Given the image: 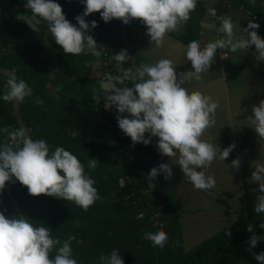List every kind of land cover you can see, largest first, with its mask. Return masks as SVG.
Masks as SVG:
<instances>
[{"label": "trees", "instance_id": "obj_1", "mask_svg": "<svg viewBox=\"0 0 264 264\" xmlns=\"http://www.w3.org/2000/svg\"><path fill=\"white\" fill-rule=\"evenodd\" d=\"M226 1L256 17L263 9V0ZM25 2L0 0V65L15 69L17 78L26 80L34 89L33 96L20 103L33 139H46L51 150L63 146L77 155L85 171L95 179L101 197L84 211L63 198L30 195L27 186L17 181L12 183V190L26 217L50 227L52 235L62 240L69 234L75 235L72 248L78 264H99V256L107 255L113 248L120 249L125 264H259L253 253L264 251V228L259 227L264 224V213L251 210L228 224L227 229L224 227L188 249L181 220L183 210L178 207V197L168 177L163 175V170H158L155 177L147 176L149 166L160 161L154 137L148 144H134L118 127L116 109L105 108L103 100L100 104L92 100L93 90H99L104 74H116L113 54L126 48L132 56L123 35L122 21L113 18L106 23L99 12L85 18L89 22L97 21V27L89 34L102 50L99 58L90 53H64L55 40L47 54L45 48L51 34L46 24L42 23L37 33L18 19L25 12L30 14L24 7ZM57 2L72 23H76L74 17L85 7L81 0ZM210 10L198 0L187 21L179 26L181 30L168 35L183 43L193 36L201 41L204 22L213 24L218 20L220 24L218 16L214 17ZM132 27L146 26L139 18L128 23L137 64H142L148 56L141 51L142 45L137 42ZM258 30L264 34V21ZM95 62L101 63L98 75L93 73ZM8 78L0 74V92L5 91ZM37 96L44 101L42 105L34 103ZM0 126L20 127L13 103L0 100ZM5 135L0 134V140ZM90 158L98 161L95 169L87 167ZM147 179L153 180L151 187ZM4 210L6 215L20 216L7 192V182L0 193V211ZM249 223L259 239L251 251L248 240L253 232L247 230ZM156 227H163L168 233L169 239L163 248L144 238L146 230Z\"/></svg>", "mask_w": 264, "mask_h": 264}, {"label": "clouds", "instance_id": "obj_2", "mask_svg": "<svg viewBox=\"0 0 264 264\" xmlns=\"http://www.w3.org/2000/svg\"><path fill=\"white\" fill-rule=\"evenodd\" d=\"M197 2L81 0L85 5L84 10L74 17L76 23H72L57 0H26L24 7L30 14L25 12L18 19L37 33L40 25L45 23L64 53H90L99 58L102 50L94 36L89 34L97 27V21L85 19L90 13L99 12L106 23L117 18L127 24L131 19L139 18L146 26L150 44L162 47L167 34L178 30L187 21L190 10L195 8ZM210 12L214 17L218 16L220 24L217 31L223 35L204 46H200L195 36L187 40L183 55L191 69L179 72L174 61L168 57L154 63L133 65V57L124 48L112 57L116 62V74L105 73L99 81V90L94 89L92 93L95 103L100 104L103 100L105 108L116 109L118 127L134 144H148L155 135L157 150L175 156V163L184 177L193 187L201 190L215 187L216 179L212 174H207L206 169L214 160L225 161L235 148V143L221 149L217 142L202 138L205 130L216 123L218 101L199 90H188L181 81L187 78L200 80L201 74L209 72L218 48L238 53L254 45L256 59L264 61V39L256 31L259 23L254 19L249 20L238 31L231 16H220L216 10ZM245 32L247 36L243 34ZM221 56L226 57V53L223 52ZM12 72L13 75L6 80L5 91L0 92V100L20 104L25 98L33 96L34 89L26 80L15 76V69ZM34 103L42 105L44 101L37 96ZM252 112L254 115L250 120L254 130L259 138L264 139V99L258 105H252ZM0 134H6L0 140V193H3L6 182L18 181L27 186L30 195L46 194L63 198L73 201L84 211L101 199L95 179L85 171V165L72 151L63 146L51 150L46 139H33L21 126H0ZM240 163L239 158H234L230 166L238 170ZM97 165V159L88 160V169H95ZM158 170H163V175L167 177L171 175L172 164L168 160H160L158 165L149 166L147 176L155 177ZM251 181L258 182L261 192L254 211L264 213V163L255 165ZM146 182L149 187L153 184L152 179ZM5 211H0V264H78L72 248L75 235L69 234L62 240L53 236L52 229L43 223H35L26 216L6 215ZM259 227L264 228V224ZM247 230L253 232L251 223L247 225ZM144 238L163 248L169 236L163 227H156L146 230ZM258 240L253 232L248 240L249 251L257 245ZM253 255L259 264H264V251ZM98 260L99 264H125L118 248H113L107 255L101 254Z\"/></svg>", "mask_w": 264, "mask_h": 264}, {"label": "rangeland", "instance_id": "obj_3", "mask_svg": "<svg viewBox=\"0 0 264 264\" xmlns=\"http://www.w3.org/2000/svg\"><path fill=\"white\" fill-rule=\"evenodd\" d=\"M217 21L212 25L204 23L200 46L223 35L217 31ZM233 22L238 31L243 29L239 23ZM132 30L137 42L142 45L141 51L148 56V60L143 63H154L160 58L168 57L174 61L179 72L191 69L190 63L183 55L186 43L167 34L164 45L157 47L154 43L150 44L146 28L132 27ZM178 30H181V27ZM53 42L52 35L48 36L45 48L47 54L50 53ZM254 47L252 45L249 48ZM223 52L226 57L222 58ZM244 52L245 50H240L233 53L218 48L209 72L201 74L200 80L187 78L181 81L188 90H199L218 101L216 123L205 130L202 138L217 142L221 149L235 143V148L225 161L214 160L206 169L207 174L215 177V187L208 190L193 187L175 163L176 157L158 151L155 144L159 159L168 160L172 164L171 175L167 177L178 197V207L183 210L181 220L185 246L188 249L254 210L257 197L261 194L258 182L251 181V173L256 164L264 163V139L257 136L250 120L252 116L241 115L240 103L248 91V65ZM100 67L101 63L95 62L94 75L99 74ZM153 137L156 140V136ZM234 158L241 161L238 170L230 166Z\"/></svg>", "mask_w": 264, "mask_h": 264}, {"label": "water", "instance_id": "obj_4", "mask_svg": "<svg viewBox=\"0 0 264 264\" xmlns=\"http://www.w3.org/2000/svg\"><path fill=\"white\" fill-rule=\"evenodd\" d=\"M200 1H202L204 3V5L209 7L211 10L218 11L220 13V16H224V15L231 16L232 20L233 19L236 20L243 27H245L247 25L248 21L252 20V19H254L259 24H261L264 21V0H263V9L261 11V14L258 17L252 15L250 12H248L247 10H245L241 7H234V6L229 5L226 0H200ZM205 23L212 25V23H210V22H205ZM122 30H123V35H124L128 45H129L131 53H132L133 65H136L137 64V55H136V52L134 49V42L132 41V39L130 38V35H129L128 23L125 24L122 22ZM256 31H257L258 35H260L261 38L264 39V34H262V32L259 31L258 29H256ZM0 74L5 75L7 77H10L13 75V72L10 68L0 65ZM15 76H16V73H15ZM13 110H14V114L18 120L19 125L21 127H24L26 134H28L29 136H31L33 138L31 130H30L29 126L27 125L26 121L24 120V118L22 116L20 104H15V102H13ZM243 116H245V115H243ZM143 155H144V148H143ZM13 179H14V177H13ZM7 192L9 194L11 200L14 203V207L19 212L20 216L22 218L25 217L26 215L24 214V212L21 209L19 199L13 193L12 182H7Z\"/></svg>", "mask_w": 264, "mask_h": 264}, {"label": "flooded vegetation", "instance_id": "obj_5", "mask_svg": "<svg viewBox=\"0 0 264 264\" xmlns=\"http://www.w3.org/2000/svg\"><path fill=\"white\" fill-rule=\"evenodd\" d=\"M236 21V20H232ZM242 28H244L242 26ZM246 34V32H245ZM256 49L249 48L244 52L245 60L248 65L246 79L247 93L241 100V115L253 116L252 105L259 104L264 99V61H259L255 56Z\"/></svg>", "mask_w": 264, "mask_h": 264}]
</instances>
